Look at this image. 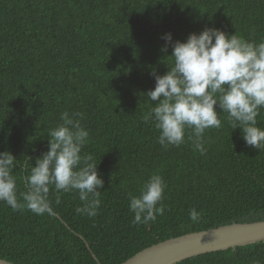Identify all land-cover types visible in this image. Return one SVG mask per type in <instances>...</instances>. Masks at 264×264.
Instances as JSON below:
<instances>
[{"label":"trees","instance_id":"1","mask_svg":"<svg viewBox=\"0 0 264 264\" xmlns=\"http://www.w3.org/2000/svg\"><path fill=\"white\" fill-rule=\"evenodd\" d=\"M206 27L264 41V0H0V152L17 160L18 191L27 190L23 178L49 150L48 132L64 111L84 114L82 154L94 157L105 182L95 217L76 213L75 191L57 203L50 190L52 214L14 212L0 201L1 259L123 264L172 238L264 221V148L246 145L227 113L220 128L206 130L203 154L187 133L165 150L145 122L155 104L144 95L155 88L152 73L171 66L161 37L184 42ZM257 121L264 128V108ZM157 173L167 184L164 215L134 225L130 196ZM177 264H264V241Z\"/></svg>","mask_w":264,"mask_h":264},{"label":"clouds","instance_id":"2","mask_svg":"<svg viewBox=\"0 0 264 264\" xmlns=\"http://www.w3.org/2000/svg\"><path fill=\"white\" fill-rule=\"evenodd\" d=\"M162 51L171 60L168 72L152 75L156 84L144 94L152 103L145 122L151 121L159 132L158 142L166 150L179 147L187 140L194 150L205 152L203 137L207 129L220 128L221 117L233 130H242L246 145L264 148V128L257 117L264 108V41L245 40L237 33L229 35L217 28L206 27L191 33L187 40L173 41L171 33L161 37ZM217 106L221 110L217 111ZM83 113H61L58 124L48 132L49 150L37 158L23 180L26 191H18L13 169L17 162L8 151L0 152V201L16 211L52 214L50 190L59 203L62 193L78 192L82 206L75 211L95 217L101 206L104 180L91 154H82L90 133L82 124ZM78 117V118H77ZM190 130V132H188ZM167 188L160 174H153L139 196H130L129 209L133 224L147 225L163 216L162 203ZM190 219L198 222L200 214L190 210Z\"/></svg>","mask_w":264,"mask_h":264},{"label":"water","instance_id":"3","mask_svg":"<svg viewBox=\"0 0 264 264\" xmlns=\"http://www.w3.org/2000/svg\"><path fill=\"white\" fill-rule=\"evenodd\" d=\"M263 241L264 221L232 224L166 240L137 253L123 264H177L193 257ZM0 264L13 263L0 258Z\"/></svg>","mask_w":264,"mask_h":264}]
</instances>
